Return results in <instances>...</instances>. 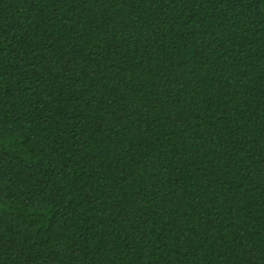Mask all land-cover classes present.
I'll list each match as a JSON object with an SVG mask.
<instances>
[{"label": "trees", "instance_id": "1", "mask_svg": "<svg viewBox=\"0 0 264 264\" xmlns=\"http://www.w3.org/2000/svg\"><path fill=\"white\" fill-rule=\"evenodd\" d=\"M0 264H264V0H0Z\"/></svg>", "mask_w": 264, "mask_h": 264}]
</instances>
